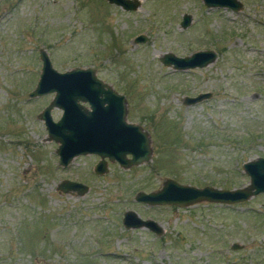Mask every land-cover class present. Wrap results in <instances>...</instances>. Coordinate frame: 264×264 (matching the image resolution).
<instances>
[{
    "label": "rangeland",
    "instance_id": "obj_1",
    "mask_svg": "<svg viewBox=\"0 0 264 264\" xmlns=\"http://www.w3.org/2000/svg\"><path fill=\"white\" fill-rule=\"evenodd\" d=\"M139 1L126 10L107 0H0V264H264V193L231 204L134 199L166 177L197 187L249 184L242 163L264 156V0H239L236 11L203 0ZM140 34L145 41L135 42ZM40 48L58 71L93 67L125 96L127 121L150 137L148 161H108L103 174L95 153L58 164V143L38 117L54 92L29 96ZM200 49L217 56L188 69L161 61ZM61 113L51 110L54 120ZM63 179L88 190L63 192ZM126 210L163 233L126 228Z\"/></svg>",
    "mask_w": 264,
    "mask_h": 264
},
{
    "label": "water",
    "instance_id": "obj_2",
    "mask_svg": "<svg viewBox=\"0 0 264 264\" xmlns=\"http://www.w3.org/2000/svg\"><path fill=\"white\" fill-rule=\"evenodd\" d=\"M126 10H134L140 5L139 0H107ZM208 7H226L238 10L242 7L239 0H203ZM190 16L184 14L180 25L185 28L190 23ZM146 37L140 34L135 42H143ZM217 54L212 49H200L189 55L177 56L165 53L161 61L172 65L174 69L202 67L212 62ZM42 61L37 83L29 96H40L54 92L51 101L39 113L44 121L47 139L58 143L56 153L58 164L67 166L80 154L95 153L99 159L94 166L97 174L107 171L108 161H116L127 168L139 165L150 159L152 148L150 137L142 127L126 119L127 102L125 96L96 75L93 67H73L58 71L52 65L46 50L40 48ZM210 96L209 92L196 96H186L184 102L192 104ZM62 110L60 117L54 120L51 110ZM243 171L249 175V184L235 189L219 188L210 185L197 187L183 184L173 178L163 179L161 186L153 191H139L134 199L150 206L176 205L187 206L200 201L215 203H236L249 199L258 193H264V156L242 163ZM63 192L76 191L83 194L88 190L85 183L63 179L58 184ZM122 223L126 228L147 227L157 235L163 233L162 227L153 219H143L133 210L123 213ZM232 249L241 246L230 245Z\"/></svg>",
    "mask_w": 264,
    "mask_h": 264
},
{
    "label": "flooded vegetation",
    "instance_id": "obj_3",
    "mask_svg": "<svg viewBox=\"0 0 264 264\" xmlns=\"http://www.w3.org/2000/svg\"><path fill=\"white\" fill-rule=\"evenodd\" d=\"M96 173V172H95Z\"/></svg>",
    "mask_w": 264,
    "mask_h": 264
}]
</instances>
